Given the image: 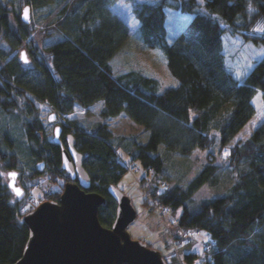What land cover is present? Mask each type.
Returning a JSON list of instances; mask_svg holds the SVG:
<instances>
[{
    "label": "trees",
    "instance_id": "1",
    "mask_svg": "<svg viewBox=\"0 0 264 264\" xmlns=\"http://www.w3.org/2000/svg\"><path fill=\"white\" fill-rule=\"evenodd\" d=\"M116 1L19 0L20 9L22 3L36 8L63 3L60 17L36 30L8 0H0V40L23 45L33 59L28 67L0 46V110L24 117L32 152L43 159L40 168L46 164L50 178L63 186L67 175L61 147L47 139L33 99L58 111L66 121L63 128L73 133L84 154L90 189L108 199L99 209L104 225L113 224L117 207L108 186L118 185L127 164L138 162L148 195L168 210L171 250L163 253L168 264H264V120L248 138L230 143L255 114V94L261 90L264 95V56L242 80L226 68L222 48L226 30L264 46V0H128L142 41L164 50L168 71L178 79V85L161 90L159 79L143 71L114 73L111 59L131 35L129 23L113 10ZM170 7L192 13L171 43ZM55 34L60 37L43 44L44 37ZM99 100L102 119L90 129L66 118L75 105L89 108ZM121 113L148 131L144 141L137 135L116 136L107 120ZM4 123L0 118V264H13L29 236L24 215L34 206L26 209L27 201L12 200L7 173L19 171L21 163ZM215 146L226 154V162L214 161ZM197 149L211 154L209 162L185 181L170 183L176 173L167 167L170 156ZM122 151L128 155L125 161ZM40 168L25 178L37 181ZM204 185L224 191L198 202L193 196ZM60 196L58 189L47 199ZM144 204L158 209L147 198ZM197 230L210 236L203 254L193 250L197 241L187 236Z\"/></svg>",
    "mask_w": 264,
    "mask_h": 264
},
{
    "label": "rangeland",
    "instance_id": "2",
    "mask_svg": "<svg viewBox=\"0 0 264 264\" xmlns=\"http://www.w3.org/2000/svg\"><path fill=\"white\" fill-rule=\"evenodd\" d=\"M16 12H21L23 7L27 5L26 3H21L19 0H8ZM148 1V0H147ZM63 3L58 2L52 3V5L42 6V8L31 7V21L36 30H41L44 26L52 24L61 15V8ZM20 9V10H19ZM118 15H120L124 20H126L130 25L131 35L128 41L123 45V47L118 51L111 62L114 65V73L119 74L120 72L128 71L130 69H136L143 71L148 75H153L159 79L161 82L160 90L163 87H169L173 85H178V79L168 71L167 61L165 57L164 50L157 47H149L142 41L138 26L139 20H137L131 9V5L128 0H117L113 6ZM192 13L182 12L176 10L175 8H167V26L169 29L168 39L169 42H173L174 38L181 32L183 27L192 19ZM55 37H60L59 34L54 36H46L42 40L43 44L46 45L52 41ZM222 48L225 58V66L229 71H231L236 78L244 79L247 74L253 69L257 61L261 60L264 56V46L260 44H255L251 41H244L242 37L230 31H224L222 35ZM27 43L30 44V39H26ZM0 46L5 47L9 52V57L17 55L19 58L22 56V50L26 48L23 45L12 44L9 40L2 38L0 40ZM27 56V61L22 60L23 64L30 67L33 65L32 56L29 52L25 54ZM22 58V57H21ZM29 97L33 99V96L28 92ZM40 109V118L43 121L44 130H46L47 139L52 140L54 136V123L48 119L49 114L53 111L49 104L33 99ZM255 105V114L249 119V122L239 131V134L230 143H235L240 141V139H246L250 136L252 131L260 125L264 120V95L261 90H259L253 97ZM103 101L98 102L89 106V108L81 107L79 104L75 105L74 111L67 114V119H75L82 126L89 128L96 123H98L102 117L100 111L102 109ZM18 112H22L21 107H15ZM1 111V110H0ZM25 111V110H24ZM12 114V115H11ZM2 115V116H1ZM11 115V116H10ZM0 118L5 121L3 128L4 131L10 133L11 137L15 142V152L20 155V166L17 168L18 178L17 184L19 183L25 189L22 196H17L12 191L11 196L14 201H27L25 208L29 209L30 206H38V204L43 200L47 199L48 194L53 193L58 189H63L59 180L51 179L48 172V166L44 164V167L39 166V161H43L42 158H37L32 152L31 143L28 141L27 133L24 131V117L18 116L16 113L0 112ZM57 115L56 119H61ZM63 120V119H61ZM109 127L117 135H125L132 139L131 136H139L141 141H144L148 136V131L144 127L138 125L133 120H131L124 113L116 117H111L108 120ZM214 152V161L226 162V154L218 153V146L211 149ZM208 151L202 149H197L190 155L184 156L179 153L172 154L169 158L167 167L174 170V178H170V183L176 182L178 179L185 181L188 175L197 173L203 167V164L209 162ZM128 155L122 151V160H127ZM42 159V160H41ZM138 162L127 164V171L124 173L123 177L118 182V187L129 196L135 210L137 211L136 219L128 226L129 233H131L134 239H140L145 243H150V246L160 249L162 253L166 255L170 253L167 244L171 240L170 229L167 228V219L161 215L159 209H156L152 205L144 204L145 199H149L152 202L150 196L145 190L146 183L141 182L140 176L145 173L144 169L140 168ZM133 166V167H132ZM38 170L37 181H31L32 178H25L30 171ZM7 173V172H6ZM5 173V175H6ZM172 173V172H171ZM195 175V174H194ZM9 178V177H8ZM7 180V175H6ZM35 186H34V185ZM224 191L223 187H212L204 185L199 189L198 192L194 194V198L200 202L205 199H210V197H215ZM25 203V202H24ZM32 208V209H33ZM175 227H173L174 229ZM188 237H194L196 239V244L194 246V251H198L200 254L204 253V246L206 242L209 241L210 236L206 231H202L201 234L196 232H190ZM152 244V245H151ZM197 261H201L198 259Z\"/></svg>",
    "mask_w": 264,
    "mask_h": 264
},
{
    "label": "water",
    "instance_id": "3",
    "mask_svg": "<svg viewBox=\"0 0 264 264\" xmlns=\"http://www.w3.org/2000/svg\"><path fill=\"white\" fill-rule=\"evenodd\" d=\"M31 7L27 4L21 11L25 23L31 21ZM25 54L23 49L21 57L27 61ZM56 117L52 111L48 118ZM62 131L58 123L53 140L61 145L62 168L71 180L64 185L58 200H43L24 215L29 236L21 258L13 264H168L160 249L134 239L129 233L128 226L136 219L137 211L115 183L107 188L117 203L115 219L111 226L101 223L99 209L108 204V199L90 189L91 176L84 165V154L77 148V139L70 132L65 146L60 138ZM7 174L11 189L21 196L24 188L17 184L18 171L10 170Z\"/></svg>",
    "mask_w": 264,
    "mask_h": 264
},
{
    "label": "flooded vegetation",
    "instance_id": "4",
    "mask_svg": "<svg viewBox=\"0 0 264 264\" xmlns=\"http://www.w3.org/2000/svg\"><path fill=\"white\" fill-rule=\"evenodd\" d=\"M49 119V118H48ZM53 123H54V127L58 124V123H60L61 124V126H62V129H63V131L61 132V135H60V138H61V140H62V142H63V144L66 146L67 145V140H66V136L70 133V131L68 132L66 129H64L63 128V123H66V121H62V120H59V119H55V120H51ZM54 130V129H53ZM51 141H53L54 142V140L52 139ZM55 143V142H54ZM57 144V143H56ZM59 144V143H58ZM60 145V144H59ZM60 147H61V145H60ZM62 157V156H61ZM44 167V166H43ZM65 173H66V175H67V178H63L64 179V185L66 184V182L67 181H70L71 179H70V176H69V174L65 171ZM64 187V186H63ZM24 188V187H23ZM62 190L63 189H61V192H62ZM24 191H25V189H23V193H24ZM22 193V194H23ZM22 194H21V196H22Z\"/></svg>",
    "mask_w": 264,
    "mask_h": 264
},
{
    "label": "built area",
    "instance_id": "5",
    "mask_svg": "<svg viewBox=\"0 0 264 264\" xmlns=\"http://www.w3.org/2000/svg\"><path fill=\"white\" fill-rule=\"evenodd\" d=\"M58 115H59L60 117H62L59 113H58ZM61 119L65 120L63 117H62ZM132 167H133V166H132ZM162 184L165 185V183H162ZM150 198H151L152 202H153L154 204H156V206H157L158 209L160 210L161 215L164 216V217L166 218V216H167V214H168V210H167L166 208H163V207L159 206L158 201L154 200L151 196H150ZM199 232H200L199 230L196 231L197 234H198ZM172 242H174V244L177 243L175 240H173ZM174 246H175V245H174ZM174 249H175V251L177 252V247H175ZM178 254H179V252H178ZM182 264H183V263H182Z\"/></svg>",
    "mask_w": 264,
    "mask_h": 264
},
{
    "label": "snow or ice",
    "instance_id": "6",
    "mask_svg": "<svg viewBox=\"0 0 264 264\" xmlns=\"http://www.w3.org/2000/svg\"><path fill=\"white\" fill-rule=\"evenodd\" d=\"M25 12H26V14H27V9L25 10ZM25 18H27V15L25 16ZM10 175H12L13 177L15 176V173H12V174H10ZM17 192L19 193V190L17 189Z\"/></svg>",
    "mask_w": 264,
    "mask_h": 264
}]
</instances>
